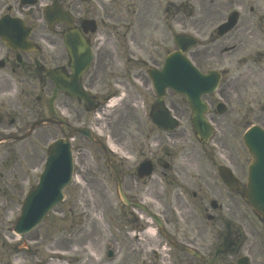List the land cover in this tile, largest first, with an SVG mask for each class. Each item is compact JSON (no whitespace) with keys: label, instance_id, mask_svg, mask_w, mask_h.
Here are the masks:
<instances>
[{"label":"rangeland","instance_id":"obj_1","mask_svg":"<svg viewBox=\"0 0 264 264\" xmlns=\"http://www.w3.org/2000/svg\"><path fill=\"white\" fill-rule=\"evenodd\" d=\"M119 1L121 20L136 22L140 26L135 29V34L137 44L142 51L133 53L132 57L121 45L117 57L120 66L132 63L129 57L143 59L147 61L148 66L149 64H160L163 56L165 57L168 52L175 49L172 38L177 33L183 32L191 35L196 31H200L201 35L206 33L203 37L205 38L204 43L209 40L208 35L216 39L218 36L214 35L213 29L224 17H227L232 9H236V6H231L232 0H213V3L211 0ZM256 1L258 0L245 2L242 6L243 15L246 17L254 14L264 16V1L261 3ZM14 2L15 0H0V6L7 4V7H14ZM40 3H45V1L41 0ZM41 7H39L40 11ZM12 11L15 12V9ZM163 27L164 42H162ZM128 38L129 36H126L124 42L130 48ZM229 45L223 43L222 39H218L212 42L211 48L216 50L215 59L222 57L219 60L221 61L220 66L231 69L230 75L239 76L244 68L242 61L238 63L236 61L239 54L232 53L230 56L219 54L222 49L220 47ZM196 49L189 53L194 62L196 61L194 56ZM208 64L216 66L212 61L203 65ZM114 80L120 83V86L115 85ZM126 81L128 82L126 74L120 70L115 71L112 77L105 76L99 85L100 91L115 89L111 95L121 97L119 103L112 109H104L103 112L97 111L92 115L86 114L83 118H77L76 103L68 102V107H66L62 105L66 99L59 97L62 99V104L58 102L54 104L55 114L60 119L62 118L60 113L66 117L69 114L70 124L73 126L78 124L90 126L101 136L106 145L112 146L114 151L122 149L124 154L139 155L140 151L147 150L149 145H152L153 149L156 147L154 140L160 135L157 130L153 129L146 115L145 107L149 103L148 100L154 97L146 71L145 77L132 80L133 88L128 87L129 82L125 83ZM242 87L238 84L237 92L234 90L231 92L232 88L226 92L229 96L230 110H228L230 113L217 118L218 134L215 137L219 139L217 138L212 143L227 147L234 160L242 164L240 169L239 164L234 161V165L238 166L234 170L242 183H245L247 164L250 160L242 144V134L247 126L245 120H250L251 124L257 122L264 124V114L260 121L255 119V113L260 112L259 106L263 105V97L259 95V91L253 92L254 99H252L242 93ZM13 99L12 97L11 100ZM23 101L22 113L26 116V98ZM13 104H16V100ZM165 104L178 112L177 116L181 122L175 136L184 134V138L174 136V140H169L172 137L164 135V146L167 145L169 149L176 152L182 149L192 150L191 146L197 143L192 134L187 111L182 107L184 106L182 100L167 95ZM48 105L47 93L41 94L40 102H34L33 105L37 116L26 117L24 122L29 125L39 118L48 116ZM12 116L14 115L10 113L9 117ZM9 119L7 118L5 124H9ZM24 133L25 131L18 135ZM66 134L65 128L46 125L36 129L32 135L22 141H7L0 144V264H48L54 261L52 255H57L59 252H66L65 260L60 262L64 264H83L88 260H92V264H174L172 258L169 257L172 250L163 249L164 241L157 232H154L157 230L154 224L147 223L146 229H151L154 233L152 236L146 235L134 229L136 225H131L129 222L131 217H120L116 212L115 180L108 168L105 154L99 147L79 136H76L72 142L74 180L64 191V201L55 207L42 224L30 234L21 238L14 236L12 227L19 215L22 199L38 181L47 145L54 138L63 137ZM109 159L110 161L113 159L110 154ZM188 162L190 163L189 170L188 164L183 165L181 157L178 156L174 161L176 165L180 164L183 169L189 171L186 172L187 176L196 175L197 170L195 172L194 168L197 161L192 159ZM162 172L164 171L161 168H157L151 177L149 184L152 185L154 192L164 191ZM189 196H185V203H192V200H188ZM233 202H236V207L231 209L232 219L236 227L244 233L242 240L239 237V244H242L243 248L232 258L218 255L217 258H211L208 264H235L237 257L244 254H248L250 264H264V222L256 218L241 198L234 196ZM153 203L156 205L154 201ZM241 214H245L246 218L242 219ZM176 217L179 216L176 214ZM187 218L192 224L191 228H196L193 222L197 219L192 216H187ZM179 223L182 228L185 227L182 221ZM138 235L139 239L135 240V236ZM202 237L206 244H212V248L214 244L219 245V241L214 240V234L206 232ZM116 238L120 240V245L114 242ZM82 242H84L83 246ZM90 250L94 251V255L90 253ZM109 250L115 252L113 259L107 258ZM155 253L156 255L158 253V258L155 257ZM58 263L56 261L55 264Z\"/></svg>","mask_w":264,"mask_h":264},{"label":"flooded vegetation","instance_id":"obj_2","mask_svg":"<svg viewBox=\"0 0 264 264\" xmlns=\"http://www.w3.org/2000/svg\"><path fill=\"white\" fill-rule=\"evenodd\" d=\"M54 1L65 13V22H59L56 19L48 24L44 19L42 20L38 7H24L17 4L16 0L14 7L18 11L17 16L10 11L6 13L8 20L20 18L24 28L21 30L16 25L14 31L11 32L14 39L11 47L0 41L1 133L6 131L8 133L9 130L7 126L4 127L3 123L9 112L6 111V107L1 100L3 96L8 94V90L13 86L14 81L18 86V91H20V98L25 95L26 98L30 99L31 105H28V107L32 112L34 111V102L40 101L41 94L47 93L52 113L54 104L56 102L62 104V99H59V97H63L66 102H63L62 105L68 107V102L76 103L75 111L78 115L76 117L83 118L92 110L95 104L109 98L114 92L115 89L111 90V88L109 91L99 90V85L105 76L110 75L112 77L115 71H124L128 78V87H132V80L145 77L146 62L140 63L137 59L130 57L129 60H132V63L120 66L117 62L118 49L121 45L132 57L133 53L142 52L141 47L137 44V36L135 34V29H137L139 24L121 20L119 0H92V2L90 0ZM246 1L254 2V0H232L231 6L234 5L243 12L242 6L245 5ZM262 1L264 0L256 2L261 3ZM3 9L4 5L0 6V12ZM223 21L224 18L213 29L215 36L217 35L216 28ZM24 33L29 35L27 48L18 46ZM195 34L200 39H205L203 37L206 36V33L201 35L200 31H196ZM126 36H129L128 44L130 48L124 42ZM208 36L209 40L207 39L208 41L205 44H199L198 49L194 53L195 66L201 72L206 73L215 70L221 74L219 83L221 86L213 94L204 97L208 105L207 119L218 131L216 127L217 118L230 113L229 96L226 92L231 88V92L232 90L237 92V86L240 84V86H243L242 93H245L248 97L254 99L253 92L255 90H258L259 95L263 97V105L259 106L260 112L255 113V119L260 121L264 114V16L254 14L246 17L241 14L228 33L216 39H213L211 35ZM218 39H222L223 43L230 44L226 47H220L222 48L219 51L221 56H230L232 53L239 54L236 61L237 63L242 61L244 64L239 76H230L224 80L228 75V71L220 66L221 61L219 60L222 57L219 59L216 57L215 59L216 50L211 48L212 42ZM162 42H164V27ZM30 48H33V50H29ZM88 53L91 54L90 61L87 60ZM87 61L89 64H85V66L84 63ZM209 61H212L216 66L203 65ZM83 65L84 67L79 69ZM45 69L56 70L66 78L70 90L78 86L79 89L81 87L90 95L91 104L84 105L79 99L72 98L59 90L55 82L45 76ZM9 77H13V83ZM75 78H77V81ZM128 82L126 81L125 83ZM114 83L120 86V83L116 80H114ZM25 85L27 89H25ZM109 86L111 87V85ZM168 95L176 97L172 92H168ZM177 98L181 99L184 104V99ZM165 100L163 98L160 101L154 97L150 101L148 100L149 103L145 107L146 115L148 116L152 111H156V106L161 104L162 108L166 106L174 117L180 120L177 116L178 112L166 105ZM71 106L73 105L71 104ZM182 107L186 109L187 115L190 116L186 105L184 104ZM19 119L20 115H16L10 121V131H19L23 127V124L18 123ZM245 122L247 124L246 128L253 125L250 120H245ZM255 125L260 126L264 130V124L257 122ZM153 129L157 130L156 128ZM157 131L160 136L154 140L156 147L152 149V145H149L147 150L140 151L139 155L132 154L130 163H126L119 158L114 159L112 162L107 160L108 167L112 170L115 181L116 175H119L122 189L129 202L140 203L147 210L154 209L163 217L166 229L165 235L168 238L164 237V245L168 246V250H172L169 257L172 258L174 264L201 263L184 253L182 251L183 247H190L196 250L204 257L205 264H208L211 258H217L218 253H220V257L232 258L234 254L239 253L243 248V245L239 244V237H241V240L244 238L241 229L236 227V223L232 219L231 209L236 207L233 197H244V187L240 184L238 189L233 191L219 180L221 167H230L236 174L234 169L238 168V166L234 165L235 160L232 154L223 145L210 143L211 141L204 144L196 140V138L197 144L191 146L192 150L182 149L176 152L169 149L167 145L164 146V135L169 138L172 137L169 140H174L175 137L179 138L181 136L184 138V134L175 136V131L171 133ZM215 136L212 141L219 139V137ZM211 146H214L215 149ZM178 156L181 157L183 165L188 164V170L190 169L188 161L195 159L197 162L194 170L195 172L197 170V174L187 176L186 172L189 171L183 169L180 164L176 165L174 163ZM146 161L150 162L153 172L157 168H161L164 171L161 175L162 179H164V191L154 192L152 185L147 182V178H139L138 167ZM235 162L239 164V161ZM239 166L241 169L242 164H239ZM188 195H190L188 200H192L190 204L184 202L185 196ZM150 201H154L156 205H153ZM116 212L120 217H131L132 219L129 222L132 225H136L138 229L144 230L145 224L139 223L136 218L138 213L134 209L120 203L118 197ZM176 214L179 217H176ZM187 216L197 219L193 222L196 228H191L192 224H190ZM241 217L242 219L246 218V215L241 214ZM179 221L183 222L184 228H182ZM206 232L214 234V240L219 241V245L214 244L212 248V244H206L205 239L202 237ZM114 242L120 245L119 239L116 238ZM81 245L83 246L84 242ZM114 257L115 252L112 253V256H107L108 259H113Z\"/></svg>","mask_w":264,"mask_h":264},{"label":"water","instance_id":"obj_3","mask_svg":"<svg viewBox=\"0 0 264 264\" xmlns=\"http://www.w3.org/2000/svg\"><path fill=\"white\" fill-rule=\"evenodd\" d=\"M230 22V25H232L234 21ZM230 25L227 24L228 27L226 28H224L226 24L222 25L219 34L228 30ZM174 42L178 50L166 57L163 70L149 72L153 87L162 96L166 88L184 95L192 112L191 124L196 135L199 138H208L211 129L203 117L205 106L200 102L199 97L204 93L211 92L217 80L209 76H200L186 59L184 53L195 45L191 37L177 35L174 37ZM79 69H82V67ZM46 75L50 79L58 80L57 75L53 72L47 71ZM58 87L72 96L80 97V95L71 93L65 83H61ZM74 91L78 94L79 88L77 87V91L75 89ZM81 99L87 101L83 97ZM153 121L161 129L172 130L176 126V121L167 115L164 116L162 113H160V117L153 118ZM38 124L40 122L32 128ZM79 132L92 140L88 131L80 130ZM244 144L251 156V162L248 166L245 200L257 215L264 219V133L256 128L250 130L244 135ZM71 175L72 156L68 139L58 140L50 144L46 163L38 184L27 193L23 201L20 217L14 226L15 233L27 234L42 222L48 212L63 199L62 190L69 184ZM221 179L226 184H230L228 176H223ZM121 198L123 203L128 204L122 192ZM152 218L161 226L155 216H152ZM238 264H246V260L241 259Z\"/></svg>","mask_w":264,"mask_h":264},{"label":"bare ground","instance_id":"obj_4","mask_svg":"<svg viewBox=\"0 0 264 264\" xmlns=\"http://www.w3.org/2000/svg\"><path fill=\"white\" fill-rule=\"evenodd\" d=\"M153 233H154V232H153V230H151V229H148V230L145 232L146 235L149 234L150 236H152ZM90 253H92V254L94 255V251H93V250H90ZM64 254H65V253H59V254H57V257H58L59 259H62V257L64 256ZM48 264H55V262H49ZM60 264H64V263H60ZM83 264H92V260H88L87 263H83Z\"/></svg>","mask_w":264,"mask_h":264}]
</instances>
